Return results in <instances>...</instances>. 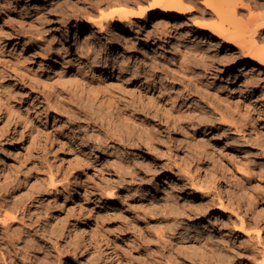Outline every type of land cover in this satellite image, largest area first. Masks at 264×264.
Here are the masks:
<instances>
[{"label": "rangeland", "instance_id": "374dc122", "mask_svg": "<svg viewBox=\"0 0 264 264\" xmlns=\"http://www.w3.org/2000/svg\"><path fill=\"white\" fill-rule=\"evenodd\" d=\"M118 1L0 0V185L5 182L7 193L29 205L30 218L20 228L26 231L31 225L34 238L47 243L36 247L37 254L33 252L27 264H145L157 248L179 250L186 260L181 264H261L264 74L252 66L237 72L242 62L237 55L230 64L206 62L207 55L196 51L190 44L193 38L185 35L189 28L181 29L185 18L175 23L183 37L175 31L167 42L145 40L146 32L154 28L151 24L146 32L136 26L121 38L111 29L94 39L77 31H98L89 22L101 13L98 5L103 14H110L126 8L136 11L150 2ZM199 12L192 21L209 19ZM134 32L144 40L130 47ZM227 53L226 47L217 52L219 58ZM124 57L130 67H151L149 74L157 75L139 82L106 66V59ZM251 76L256 83L247 85ZM140 86L155 98L159 93L178 124L159 114L153 120L162 140L155 152L118 140L96 149L93 140L101 136L99 122L104 117L125 133L130 123L99 98L118 94L132 103L131 96L138 100L142 96ZM140 104L133 106L139 109ZM147 111L148 120L157 117L153 108ZM164 163L176 167L173 176H155ZM179 168H186L201 189L215 193V184L221 182L231 200L222 198L226 204L233 200L234 206L238 204L235 214L249 224L248 234L235 231L239 227L235 216L234 223L219 232L216 225L226 217L212 218L213 210L218 214L215 200L210 213L202 216L198 208L204 200L182 182L185 174H178ZM152 208L156 209L151 212ZM170 224H177L176 230H170ZM201 242L206 246L199 249Z\"/></svg>", "mask_w": 264, "mask_h": 264}, {"label": "bare ground", "instance_id": "6f19581e", "mask_svg": "<svg viewBox=\"0 0 264 264\" xmlns=\"http://www.w3.org/2000/svg\"><path fill=\"white\" fill-rule=\"evenodd\" d=\"M123 1H125L126 3H130V4H137V3L144 2L146 0H123ZM149 1L150 2L149 3L147 2L148 5L146 7H144V5H143V7L142 6L139 7L138 10H136V11H131V10H128L126 8V9L113 11L110 14H108V13L103 14L102 10L100 9L101 7L99 8L100 5H98V7H96V8H98L101 11V13L98 12L99 16L96 13H94L98 17L96 18L95 16H93L95 18H89V22H91L93 27H96L98 31L96 32L94 30H86L85 28H77V31H79V33L86 32V37L88 39H94V38L99 37L102 33L109 31L111 29L112 32L114 33V34L111 33L112 35H114L115 37L121 38V37H127L126 35H128V31H132V29L136 26L141 27L140 28L141 31L146 32L145 27H147L148 25L151 24V25H153L154 28H153V30L146 32V34L144 33L145 34V36H144L145 40L150 41L152 39L153 40L156 39L158 41L161 40V41L167 42L168 38H172V36H174L175 31H177L175 34H179V36H182L181 35L182 32L178 33V31L180 29L175 28V25H177L175 23H178L176 21L177 19L185 18L187 20V22L185 21L182 24H180V25H183V27L182 28L180 27V28L182 30L189 28V30H187V32L186 33L184 32V33H185V35L188 36V38H193L192 40L191 39H189V40H191L190 44H193L196 51L200 50L202 52V55H204V54L207 55L206 62H209V60H210V62L211 61L214 62L215 60H217L218 62L225 61L228 64H230V63H232L231 59H233V56L237 55V57L242 60L241 64L239 65V68L237 69V72H239V73L245 72V71H247L248 67L252 66L254 71L259 72L258 74H261V75L264 74V45H261L262 43L264 44V0H149ZM100 2L102 3V1H100ZM84 5H86V4H84ZM102 5H103V3H102ZM123 5H124V2H123ZM87 6H90V5H87ZM79 8H80V5H79ZM91 9H93V8H91ZM197 11H200L199 12L200 15L209 17V19L207 18V20H204V21L203 20H201V21H194L193 20L192 21L191 17H194L195 15H197ZM86 12H87V10H86ZM200 15H198V16H200ZM90 17H92V16H90ZM193 19H195V18H193ZM83 20H85V17ZM87 20H88V18H87ZM134 33L132 35L134 40L130 44V47H132V45L138 43L139 41L144 40V39L140 38V36L137 33H135V34ZM103 36H104V34H103ZM107 39H110V36L107 35L106 40ZM128 39H130V38H128ZM131 39H132V37H131ZM196 40L200 41L201 43L196 42ZM224 47H226L227 51H229L230 53L229 54L227 53L225 58H219L217 52H218V50H221ZM87 48H89V47H87ZM211 48L214 50H212ZM211 51H214L213 52L214 54ZM208 53L210 54V56H208ZM157 62H159V61H157ZM105 63H106V66L107 67L110 66V69H113V71L114 70H119V72L125 71L126 74L124 75V77L127 76V77H129L131 79H135L136 81H139V82L142 80L146 81L149 78H152V77L157 75V74H154V75L149 74L150 72L148 70L151 67L140 66V65L138 67H135V66L130 67L129 66V58H127V57H124V58L117 60V61H113V60L111 61L110 59H106ZM228 75H230V72ZM255 78H256L255 76H251L250 78H248L249 80L247 79V81H245V83L247 82V85H253L256 83V80H257ZM260 78H262V77H260ZM145 83L147 84V82H145ZM138 89H139L138 90L139 95L141 96V94H142V96L139 97L140 98L139 100L137 98H134V96H131L130 98L132 100V103L125 96L118 95V94H117V96H115L116 95L115 93H114L115 95L110 96V97L106 94H103L101 96V98H99V100L101 102L107 103L108 107L113 106L115 108V111L119 115H122L123 118L129 120L130 123H129V133H125L123 131H120L118 129V127L114 124V122L106 120L107 119L106 117H104V119H102V117H101L102 120H101V122H99L100 123L99 127H100L101 132H102L101 136L97 135V137L93 140L94 147L96 149L100 148L101 145H103V144H107L108 141L118 140L119 142H123L125 146H130V148H132V147L136 148L139 146L141 148L155 152L158 150L157 149L158 147L156 148V145H159V143H161L162 140L160 138L161 135L159 134L158 129H156L155 126L152 125L153 120L155 118H159V115H162L166 121H169L170 123L175 124V125L178 124L179 118L176 117V115H174L172 113L173 111L170 108H168L166 105H163L161 103L162 101L160 100L159 93H158V97L155 98V97H153L152 94H149L148 92L142 90V89H145L144 86H140ZM121 92H123V91H121ZM138 102L141 103L139 109L136 106L135 107L133 106V103H138ZM151 108H153L155 110L157 117L154 115V116H152V118L150 120H148L147 115L150 113H148L147 109H151ZM200 116H201V118L205 117L204 113H201ZM186 125H191V122H187ZM235 128H237V127H235ZM176 142H178V141H176ZM159 155H160V153H159ZM160 158H161V156H160ZM160 158L157 157L156 160H158ZM159 169H160V171L157 172L155 174V176L165 174L164 178H167V177L173 176L175 174L174 170L176 169V167H173L171 165V163H164V165L161 166ZM192 171H197V169L192 170ZM177 173L178 174L184 173L185 176L182 177V182H186V184H189L190 185L189 187L194 190L195 194L197 196L201 195L200 197L204 200L203 204H201L200 208H198V210L200 211L202 216L208 214L209 209L212 208L211 207L212 204L216 203L215 207H216V210H218V214L216 215V211L213 210L212 214H211L212 218L226 217V219H223L222 221L218 220V221H220V225L218 223V225H216V226H217V228L220 227L219 232H222L223 230L229 228L230 223H234V217L233 216H235V220L239 223V227L238 228L235 227L236 228L235 231H240V232H245V233L249 232V230H248L249 224L247 222H245L243 220V218H239L238 214H235L236 213L235 211L238 208V204L236 206H234L236 204L234 200H233V202H230V203L227 201L228 203L226 204L225 200L222 198V195H224V196H226L227 200L228 199L231 200V198H230L231 195L227 193L228 191L226 192V190L224 189V186L221 184V182L218 181L215 184L214 187H215L217 192L214 193V191H212V189L211 190L206 189V188H205L206 190L201 189L199 187L200 183L195 184L194 183L195 178L191 177L190 172L187 171L186 168L177 169ZM167 174L169 176H167ZM208 188H209V186H208ZM239 189H240L239 191L241 193L243 192L244 195L246 194V198L249 196V194L244 192V190L242 188H239ZM8 191L9 190L7 188L6 183L3 182V185H0V264H27V261H28V258L30 257V255L33 252H35V249L38 245H41V243H44V239L43 240H37L36 238H34L35 233L31 229V227H32L31 225H30L31 227L28 226L26 228V231H24L22 228H20L27 223V220L30 218V211L31 210L29 208V205L26 203V201L16 200L15 198H13L14 196L12 195V193L11 194L7 193ZM149 191H154V188H151ZM194 192H193V195H195ZM214 194H215V197H214ZM188 197H191V194H189ZM235 197H236V195H235ZM241 197L243 199L242 195H241ZM249 198H251V197H249ZM216 199H217V201H216ZM214 200H215V203H214ZM250 201L253 202V200H250ZM250 201H249V204H245L246 207L250 205ZM172 203H174V202H172ZM184 205L186 206V203ZM252 205H254V204H252ZM167 206L163 207L161 209V211L165 212L168 208ZM179 206H181V205H179ZM185 206H183V207H185ZM169 207H171V205ZM190 208H191V206H190ZM253 208L258 213H261V211H262V210L259 211L258 210L259 207H256L255 205L253 206ZM253 208H251V210H253ZM155 209L156 208H152L151 212H153ZM177 209L179 211V208H177ZM191 209H193V208H191ZM260 209H261V207H260ZM194 210H191V211H193V213H194ZM169 212H170V210H169ZM171 213H170V215H171ZM173 214H174V212H173ZM176 215H179V214L177 213ZM245 215H246V213H245ZM182 216H180V217H182ZM176 217H178V216H176ZM241 217H243V216H241ZM88 218H89V216L87 217V219ZM166 221H168V220H166ZM171 221H174V217H173V220L170 219V222ZM180 221H178V222H180ZM184 222H185V220H184ZM217 222H215V224ZM16 224H17V228H14V226ZM161 224L163 225L165 223L163 222ZM176 225L177 224H172L170 226L171 227L170 230H172V231L176 230L175 229ZM232 228H234V227H232ZM258 231H259V229H257V233H256L257 236L259 235ZM219 237H220V235H219ZM40 238H43V237H40ZM223 238H224V236L222 237V239ZM249 238H251V237L249 236ZM258 239H260V238L258 237ZM180 240H182V239H179V241ZM219 241H220V238H219ZM44 244H45V246L47 245V243H44ZM178 244L179 243L176 244V247L179 246ZM197 244H199V243H197ZM181 245H183V244L181 243ZM198 246H199V249H202V247H205L206 245L202 244V242H201L200 245H198ZM200 246H201V248H200ZM234 247H236V245ZM239 248L244 253L248 252L247 247H243V246L241 247L240 246ZM199 249H198V251H199ZM41 250L43 252H46V248L41 247ZM203 251L204 252L208 251V249L203 250ZM217 251H219V250H217ZM203 255H205V254H203ZM261 255H262L261 264H264V250H262ZM147 256H149V259L146 260L145 264H181L183 261L186 262L185 257H184L185 255L182 254L179 250H173V249L166 250L164 248H161V249L157 248V250L154 253L148 254ZM208 256H210V255L208 254ZM216 256H218V255L216 254ZM200 257H203V256H200ZM163 259L166 260L164 263H163V261H164ZM216 259H215V261H216ZM220 259L221 258H219V260ZM31 261H34V260L29 259V262H31ZM191 261H190V263H192ZM255 261H257V260H255ZM210 262H212V261H210ZM232 262H234V261H232ZM220 263H222V262L220 261ZM183 264H187V263H183ZM215 264H218V263H215Z\"/></svg>", "mask_w": 264, "mask_h": 264}]
</instances>
